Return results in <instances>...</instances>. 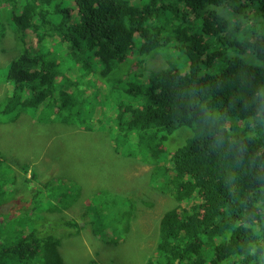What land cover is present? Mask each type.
<instances>
[{"label":"trees","instance_id":"trees-1","mask_svg":"<svg viewBox=\"0 0 264 264\" xmlns=\"http://www.w3.org/2000/svg\"><path fill=\"white\" fill-rule=\"evenodd\" d=\"M73 1L74 18L62 0H0V48L4 39L11 45L1 49L9 64L0 79L11 93L0 98V126L21 115L31 127L62 122L89 136L82 166L99 177L115 176L145 148L152 152L144 162L163 158L156 138L189 128L169 159L175 206L155 222L156 256L145 264H264V0ZM54 38L66 58H52ZM157 58L162 67L150 69ZM96 106L117 115L96 127L86 120ZM22 134L19 149L28 144ZM5 152L0 164H13ZM46 180L43 213L67 215L80 188L61 195ZM42 192L37 186L31 202ZM22 205L0 196V264H67L65 241L79 237L82 223L41 217L24 226ZM93 223L90 234L106 249L95 246L83 263L97 264L111 249L107 264H117L129 223L100 236Z\"/></svg>","mask_w":264,"mask_h":264},{"label":"rangeland","instance_id":"rangeland-1","mask_svg":"<svg viewBox=\"0 0 264 264\" xmlns=\"http://www.w3.org/2000/svg\"><path fill=\"white\" fill-rule=\"evenodd\" d=\"M62 2L70 15L73 18L76 17L78 8L74 1L62 0ZM254 29L256 30L255 27ZM25 33L28 34L32 43L36 41L31 31L27 30ZM54 39L48 41L52 58H66L65 49L58 47L56 38ZM8 42L4 39L0 48V71L5 70L9 64V59L2 57L1 54L2 48H5V52L11 46ZM13 50L12 55L16 53ZM162 65L163 60L157 58L150 63L149 68L158 69ZM65 75H70V72ZM92 77L88 75L85 79H92ZM8 85L0 79V98L11 93L8 92ZM110 90L113 89L110 88ZM117 97L118 95L116 99ZM94 110L96 113L86 110V120L96 124V127L100 125L99 122L103 118L117 115L116 111H104L100 106H96ZM28 120L21 115L18 120L5 119L2 123L5 126H0V134L4 135L3 141H6V146L10 147V149H5V143L1 142L0 150L3 152L9 150V158L14 161L13 164H0V196L3 195L5 200L10 198L12 201L17 200L23 204L19 216L24 218L22 219L24 226L27 225L29 219L43 220L41 217H45L46 220L73 219L82 223L79 237L73 242L65 241L67 250L64 254L67 264H84V259L89 254H93L95 246H98L101 251L106 249L103 239L99 240V237L91 236L87 224L94 222V227L99 226L100 236L107 231L110 232L113 226L122 229L125 221L129 223L130 229L128 234L121 233L120 235L122 239L114 253L117 264H145L147 259L155 257L158 240V228L155 229V222H158L165 212L175 206L174 193L178 187L169 159L171 154L190 137V130L182 127L172 134H163L164 141L161 143L160 137L156 138L152 146L160 144L161 148L167 151L163 158L159 156L152 159L150 163L144 162V158L152 152L145 148L134 161L123 159L122 161L128 162L124 166L119 165L114 173L115 176L107 177L101 172V177H99V172H87L82 166L87 165L91 157L89 136L81 139V134L73 133L62 122H55L53 126L44 124L43 127H31ZM27 125H29L28 129ZM20 131L23 132L22 138L28 143L21 149L16 143ZM77 132L83 131L78 130ZM81 140L84 142V149H81ZM35 170H40L42 174ZM46 178H51L56 182V185L53 184L59 186L60 190H56L61 192V195L64 194L63 190L70 192L76 187L80 188L81 193L75 198H69V204H78L81 214L77 212L71 215L51 214L50 211L43 213L47 210L46 206L50 207L51 202L50 190L45 188ZM37 186L42 187L43 192L32 203L30 198ZM62 201L64 202L65 199L62 198ZM84 201H86L85 205ZM26 204H28L27 209H25ZM126 213L127 216H125ZM118 220H120V225ZM110 251L111 249L107 255H103V259L97 260V264H107L106 260L111 257Z\"/></svg>","mask_w":264,"mask_h":264},{"label":"clouds","instance_id":"clouds-1","mask_svg":"<svg viewBox=\"0 0 264 264\" xmlns=\"http://www.w3.org/2000/svg\"><path fill=\"white\" fill-rule=\"evenodd\" d=\"M180 128H182V127H180ZM184 128H187V127H184ZM177 129H179V128H177ZM177 129H176V130H177ZM187 129H189V128H187ZM176 130H174V131H176ZM174 131H173V132H174ZM173 132H171V133H169V134H172ZM166 134H167V133H166ZM169 134H167V135H169ZM185 143H186V141H185ZM185 143H184V144H185ZM184 144H183V145H184ZM183 145H182V146H183ZM182 146H181V147H182ZM179 148H180V147H179ZM176 150H177V149H176ZM176 150H175V151H176ZM175 151H174V152H175ZM174 152H173V153H174ZM173 153L171 154V156L173 155ZM171 156H170V159H171ZM14 201H16V200H13V203H14ZM85 203H86V201L83 202L84 205H85ZM66 212H67V215H71V214H73L74 212H77V213L81 214V209H80V207L78 206V204H75V205H73L72 207H70L68 210H66ZM91 223H92V222H89V223L87 224V226L90 228V232H91ZM91 234H92V233H91Z\"/></svg>","mask_w":264,"mask_h":264}]
</instances>
